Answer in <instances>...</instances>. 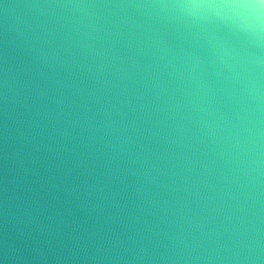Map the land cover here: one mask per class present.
<instances>
[{
	"label": "water",
	"instance_id": "95a60500",
	"mask_svg": "<svg viewBox=\"0 0 264 264\" xmlns=\"http://www.w3.org/2000/svg\"><path fill=\"white\" fill-rule=\"evenodd\" d=\"M0 264H264V0H0Z\"/></svg>",
	"mask_w": 264,
	"mask_h": 264
}]
</instances>
